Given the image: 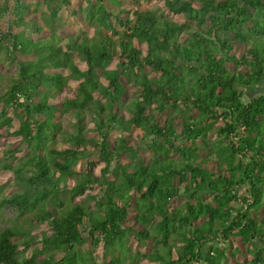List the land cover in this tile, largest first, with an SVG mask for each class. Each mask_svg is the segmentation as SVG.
<instances>
[{
  "label": "trees",
  "instance_id": "16d2710c",
  "mask_svg": "<svg viewBox=\"0 0 264 264\" xmlns=\"http://www.w3.org/2000/svg\"><path fill=\"white\" fill-rule=\"evenodd\" d=\"M125 1H92L98 37L73 38L64 49L57 29L70 0H0L7 18L0 56L19 68L0 97V130L34 149L24 166L13 163L15 149L0 158L18 186L0 195V214L6 207L18 213L0 230V264H127L128 256L150 264H264V93L249 97L264 86V0H163L182 22L160 18L148 8L152 0H128L129 9ZM62 68L80 80L77 96L51 103L68 79L49 71ZM129 86L136 97L125 105ZM86 113L99 140L88 134ZM60 115L75 119L74 131L62 130ZM113 131L120 136L112 143ZM133 131L143 133L144 146L131 144ZM60 132L69 148L52 147ZM92 144L105 163L100 176ZM205 147L215 156H203ZM143 150L151 162L140 160ZM178 199L184 203L174 206ZM89 240L93 250L85 253ZM133 240L144 250L132 257ZM240 252L251 261H233Z\"/></svg>",
  "mask_w": 264,
  "mask_h": 264
},
{
  "label": "rangeland",
  "instance_id": "374dc122",
  "mask_svg": "<svg viewBox=\"0 0 264 264\" xmlns=\"http://www.w3.org/2000/svg\"><path fill=\"white\" fill-rule=\"evenodd\" d=\"M92 1L94 0H70V5L68 6V9L64 10V14L62 17V24L63 26L57 29V36L60 37L62 40L60 42V45L65 49L66 45L69 43V41L73 38L79 37L80 40L81 38H92V37H98V25L96 22H94V20H89V15H88V11L90 10ZM194 3H196L197 5L199 4V1L196 0L194 1ZM132 6L131 3H129L128 0H126L124 2V7L129 9ZM149 9H152L153 11L155 10L158 14V16L160 18H164V19H172L174 21H178V22H182L184 21L183 17H179L174 15L173 13H171L170 11L167 10V8L165 7V3L163 0H152L151 3L148 6ZM115 9V8H113ZM100 7L97 8V15L100 14L101 12L99 11ZM37 21L46 29L48 28L47 25L42 21L41 19V15L38 14L37 16ZM31 23V21H29ZM7 30V18L6 17H0V32H6ZM107 33V30H106ZM97 35V36H96ZM188 34L184 33L180 36V40H184L185 37H187ZM44 39L48 38L47 35L45 36V34L43 35ZM79 40V41H80ZM53 41H55V39H53ZM135 44L138 45V42L135 41ZM145 47V46H144ZM245 52L244 46L241 44H238L233 53L237 56L240 57L243 53ZM74 61L77 64L78 67H80L81 70H84L86 67L85 62H82L79 59L78 54L74 55ZM119 63V58L116 57L113 59V62L110 64V66L108 67V69H115L117 64ZM230 65V69L233 70V65ZM18 70L19 68L17 66H11L7 59L5 58L4 55L0 56V97L6 93L8 87L12 84L14 78L18 77ZM49 72L51 73H58V74H62L64 77H66L68 79L67 81V86L64 88L63 91L59 92L56 95V98L54 100H51V103L54 102H62L65 98H74L77 96V91H78V87H79V83L80 80H78L75 76H73L71 74V72L68 70V68H62V69H52ZM104 83L106 84V82L104 81ZM53 91H55L53 89ZM250 94L249 97L260 94V93H264V86H257L255 88H251L250 89ZM127 96L124 98V104L125 105H129L131 104V102L135 99L136 97V91H134V89L132 87L129 86V90L127 92ZM249 97H247V99H249ZM97 98H99V96L97 95ZM245 97V100H247ZM4 105L3 102H1L0 108ZM60 104H58L59 106ZM17 109V108H16ZM15 108H9L8 110V114L12 115L13 113L16 112ZM17 112H21V110H18ZM122 114L125 117H129L130 113L128 111V109L125 107L122 111ZM92 114L90 113H86V123L88 124V134L89 136L94 137L95 140H99L100 136L98 134V129L95 128L96 126L94 125V123L92 122ZM167 112H165V114H163L162 117L166 116ZM189 116V115H188ZM192 116V114L190 115ZM182 118L178 117V121H181ZM59 120L61 121V125H62V130L67 131V132H71L74 131V124H75V119L73 117H71L70 115H65L59 116ZM20 123V119H16L15 122V127L14 129H11L10 132H13L15 129L18 128V125ZM5 129V128H4ZM0 130V133H4L3 137L0 138V158L4 156V154L6 153V151L9 150H16V159L13 162L16 165H20V166H24L25 162L27 161V158L33 155V147L30 146L29 143L25 142L22 137L19 136H15V135H7V131L5 130ZM181 129V128H179ZM134 134V138H132L130 140L131 144H133L134 147H138V146H144V143H141L140 140V136L143 134L141 132H136L133 131ZM6 135V136H5ZM120 136V132L119 131H113V133L111 134V140L112 143ZM215 138V136H214ZM65 138V132H60L57 136L56 141L52 144V147L62 150L65 148H69L71 145L69 143H67ZM216 146H220L223 145L222 140H218L216 138V142H215ZM90 150L95 151L94 156L92 157V159H94L97 164L94 167V172L97 176H100L101 174V170L103 169V167L105 166V163L102 161H99V149L96 148L94 146V144H92L89 147ZM212 154H209L211 153ZM141 155H139V158H141L140 160H144L146 163L151 162L152 160V156L149 150H143L140 151ZM212 155L215 156V153L212 150L207 149L206 147L203 148L202 150V155L203 156H207V155ZM175 156V155H174ZM176 157V156H175ZM124 160L126 161L125 163H129V166L131 167L132 165H134V162H129V158L125 157ZM84 162L82 161L80 163V165L77 166V170H81L82 166H83ZM29 167H32L31 165H28L26 169H29ZM116 168L115 163L112 164V170H114ZM28 173V172H26ZM111 179H115L116 175H110ZM72 183V182H70ZM0 185L3 186L2 187V191L0 193V195H10L16 191H18V186L16 184V179L13 175V173L11 171H7V170H1L0 169ZM100 188H96L95 191H93L92 193H90V191H87L89 194L91 195H95L99 192ZM86 202L90 205L91 208H95V204L94 201H92L90 198L87 197ZM184 200L178 199L176 200L173 205H180L183 204ZM132 213H134V208L131 210ZM17 211L12 208V207H6L3 209V211L0 214V230L4 229L6 226H10L13 224V220H15V217H17ZM152 247V242L149 243V248ZM251 247V246H249ZM83 251L85 253H88L89 251L93 250L92 247V243L91 241H87L84 246L82 247ZM131 253L130 256L133 257V254L137 251H143L144 247H142L141 245H139V243L137 241L132 242V246H131ZM242 250L245 252V249L242 248ZM150 251V250H149ZM243 252H240V254H238V256L236 258H232L233 261L235 260H240V261H245L246 258L248 261H251V256L248 254L247 256H243L242 254ZM32 254L31 251H29L26 256L30 257ZM63 255V253H59L57 255V259H59L61 256ZM103 256V245H101L99 248L96 249V251L94 252V257L97 260V262H99L101 260ZM246 257V258H245ZM43 257L37 258V261L41 260ZM110 259V257L108 258V260ZM127 264H150V261H148L146 258H139L138 260H132L130 259V257L128 256V259L125 261Z\"/></svg>",
  "mask_w": 264,
  "mask_h": 264
}]
</instances>
